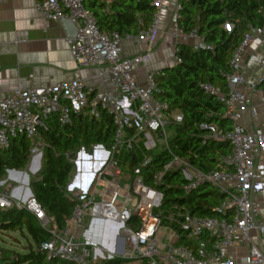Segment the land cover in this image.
Segmentation results:
<instances>
[{
    "label": "built area",
    "instance_id": "obj_1",
    "mask_svg": "<svg viewBox=\"0 0 264 264\" xmlns=\"http://www.w3.org/2000/svg\"><path fill=\"white\" fill-rule=\"evenodd\" d=\"M169 1L153 0L156 11L152 22L147 30H140L136 36L148 37L150 43L154 42L159 34L160 14ZM181 7L178 0L172 34L182 43L189 38H197L198 43L193 47L198 49L204 43L203 39L194 31L186 33L179 25ZM34 8L43 15L47 24L62 17L75 24L76 37L67 38V42L76 69L70 79L56 84L19 87L0 98V155L19 136L29 140L32 152L44 146L39 126L53 114H58L61 125H71L74 115L99 120L102 110L107 111L113 120V153L99 160L97 167H91L89 160L71 157V168L75 165L79 176L78 184L71 192L78 189L82 195L75 194L79 202L61 227L34 196L20 202L0 191V210L25 208L41 222L50 237L37 250L46 253L47 260L90 264L94 245L87 232L92 220L98 219L103 220L108 229L118 227L120 242L128 246L126 250H117L122 252L123 256H119L122 258L136 257L146 260L147 264H236L230 257V250L235 245L246 243L251 245L247 263L264 264V254L254 245L251 236L254 230L264 234V223L259 218L261 206L254 197L260 191L259 185L264 178V162L260 161L264 157V131L257 127L247 128L241 123L248 111L255 114L253 94L264 81V56L260 60L261 72L256 81H251L242 72L250 44L257 37L264 42V25L249 26L235 48L229 61L227 92L210 83L202 85L208 95L225 105L224 117L230 123L228 129L217 124H201V128L207 130L206 139L229 144L231 152L222 159L224 167L202 172L178 157L164 166V172L181 168L189 174L184 186L187 193L206 183L222 192L225 197L216 206V211L227 216L218 218L194 215L177 206L163 210V194L145 184L141 175V170L151 162L150 155H145L143 161L134 167L133 178L131 175L127 178L115 159L118 149L133 152L140 141L152 150L151 133L157 134L161 141L167 140V128L182 124L184 119L182 112L171 111L168 103L155 95L160 71L147 72L143 83L134 76L135 67L148 60L151 46L143 54L122 57V41L134 36L101 31L94 14L85 8L84 0H34ZM138 22L142 23L141 17ZM16 34L18 40L27 38L26 31H17ZM177 50L176 46L174 65L180 62ZM88 66L103 67L109 73L110 90L100 93L86 87L81 69ZM241 87L246 91H241ZM97 147L95 155L108 152L104 146ZM89 167L93 169L86 173ZM164 172L155 176L157 181L161 180ZM121 181H125L126 200L131 195L135 199L133 211L125 208L126 201L119 204ZM122 230H127L128 234L123 236ZM142 256L146 258L141 259Z\"/></svg>",
    "mask_w": 264,
    "mask_h": 264
},
{
    "label": "trees",
    "instance_id": "obj_2",
    "mask_svg": "<svg viewBox=\"0 0 264 264\" xmlns=\"http://www.w3.org/2000/svg\"><path fill=\"white\" fill-rule=\"evenodd\" d=\"M179 1L182 6L179 25L186 33L194 31L203 39L205 47L195 49L186 43L177 44L176 55L180 62L158 74L156 97L166 101L171 111L182 112L184 119L182 124L171 126L174 132L168 138V148L155 153L148 151L151 162L141 170V175L145 184L163 194L162 209L177 206L194 215L223 218L227 215L216 211V206L225 197L222 192L206 183L187 193L184 186L188 180L184 171L178 168L164 172V166L178 157L202 172L224 167L222 159L231 152L229 144L206 139L207 130L201 128V124H217L228 129L230 123L224 117L225 105L208 95L202 85L210 83L228 91L229 61L249 26L264 25V0ZM84 6L94 14L101 31L118 32L121 36H136L140 30H147L156 11L153 0H84ZM139 17L142 23L138 22ZM226 24L232 28L225 29ZM259 88H264V81ZM39 132L45 142L43 165L30 185L36 201L61 227L79 202V198L68 190L69 152L78 144L112 148L115 128L112 117L102 110L99 120L74 115L71 125L58 123L54 129L39 126ZM30 156L29 140L25 136L17 137L9 149L1 152L0 176L7 169L25 168ZM127 156L133 178L138 162L136 150L128 152ZM161 172H164L162 178L157 181L155 176ZM0 229L21 231L30 238L28 250L16 253L14 264H77L60 259L47 260L46 253L37 250L49 239L50 233L25 208L0 210ZM128 261L116 256L100 264H126Z\"/></svg>",
    "mask_w": 264,
    "mask_h": 264
},
{
    "label": "crops",
    "instance_id": "obj_3",
    "mask_svg": "<svg viewBox=\"0 0 264 264\" xmlns=\"http://www.w3.org/2000/svg\"><path fill=\"white\" fill-rule=\"evenodd\" d=\"M177 1L170 0L167 7L161 12L159 34L154 42L150 43L148 37L138 36L122 41L121 55L125 58L143 54L149 46L152 48L148 60L134 69V76L139 83L144 82L147 72L161 71L174 65L175 47L183 42L172 34ZM17 31H26L27 38L18 40ZM67 38L59 20L47 24L43 15L34 8V0L1 1L0 98L19 87L56 84L70 79L76 69V64L69 51ZM185 43L194 46L198 43V39L189 38ZM263 56L264 42L261 37H257L248 47L243 60L242 72L251 81H256L260 75V60ZM81 75L86 87L92 88L95 92L105 93L111 89L110 75L103 67H84L81 69ZM240 89L243 92L246 91L244 87ZM263 89L260 88L253 94L255 114L250 110L241 120V123L247 128L257 127L264 131ZM57 121L58 114H53L41 126L54 129ZM104 157L88 156L86 160L90 161L91 167H97L99 160ZM260 161L264 162V157ZM42 165L43 156H30V161L25 168L7 169L5 174L0 176V191L9 194L14 200L25 202L31 197L30 192L33 194L30 184L34 176L41 170ZM91 167L87 169L86 173L92 171ZM78 178L77 173L70 171L68 185L70 192L78 184ZM259 189L260 191L255 193L254 197L260 203L259 218L264 223V178L260 182ZM102 226H105V223ZM102 234V231L94 234L96 242L101 240ZM251 236L254 245L264 254V234L254 230L251 232ZM250 246L246 243L235 245L230 250V257L235 260L236 264H248L247 256Z\"/></svg>",
    "mask_w": 264,
    "mask_h": 264
},
{
    "label": "rangeland",
    "instance_id": "obj_4",
    "mask_svg": "<svg viewBox=\"0 0 264 264\" xmlns=\"http://www.w3.org/2000/svg\"><path fill=\"white\" fill-rule=\"evenodd\" d=\"M224 27L227 30H230L232 28L230 24H226ZM58 123L59 122L57 121V124ZM173 132H174V128L169 126L166 132L167 140H164V141L159 140V137L157 134L151 133L150 136H151V140L154 143V146L152 147L153 149L150 150V152L155 153V152H160L164 150L167 147L168 138H170L173 135ZM98 148L99 147H97L96 145L85 147L82 144H78L74 149H72L69 152V156H74L76 159L80 158L82 160H85L88 156H98V155H95L94 153V151ZM104 148H105V151H108V152L103 155L101 154L99 156H112V153H113L112 148H106L105 146ZM149 149L151 148H148L145 145V142L140 141V145L136 150L138 165L143 161L145 155L146 156L149 155L148 154ZM43 154H44V146H42L40 149L36 151H33L31 153V156H43ZM114 156H115V159L119 161V164L123 170V173L127 175V178H130L132 170L130 166L127 164V161H128L127 152L125 150L118 149V151L115 152ZM71 172L72 173L77 172L75 165H73V167L71 168ZM30 179H31V176H30ZM124 186H125V181H121L120 182L121 190H120L119 204L122 205L124 201H126L127 203L125 204V208L133 211L135 207V199L131 195V197L128 200H126ZM71 193L82 195L78 189H75ZM163 210H165V208H163ZM38 222L41 224L39 220ZM93 227L94 228H92L91 230V238H92L94 247H92L93 254L90 260V264H100L105 259H109V258L116 257V256L117 257L123 256L122 252L120 251L118 252L117 250H121V249L126 250L128 246H125L120 242L118 238V234H117V228H118L117 226H111L108 229L106 228V226H102L100 223L98 224L94 223ZM100 231L103 232L102 238L99 242H96L93 240V236L95 233L97 232L99 233ZM80 236L81 235L79 234V237ZM29 241H30V238L26 237V235H24V233H22L21 231H12V230H5V229L1 231L0 229V264L2 263L14 264V262L16 261V253L26 252L28 250L27 246H28ZM111 246L114 247L115 249L114 251L111 250ZM96 249L100 251L101 253H103L104 257H102L97 251H95ZM128 260L129 261L126 264H143V261H144V260H139L136 257L128 259Z\"/></svg>",
    "mask_w": 264,
    "mask_h": 264
},
{
    "label": "water",
    "instance_id": "obj_5",
    "mask_svg": "<svg viewBox=\"0 0 264 264\" xmlns=\"http://www.w3.org/2000/svg\"><path fill=\"white\" fill-rule=\"evenodd\" d=\"M59 22L62 25V27L64 28L65 33H66V35H67L68 38H75L76 37L77 29H76V26H75V24L73 22H71L69 19L64 18V17L60 18L59 19ZM201 47H205V44L202 43L201 44ZM168 67H170V66H168ZM100 146H102V145H100ZM71 157H73V156H71ZM185 176L187 177V180H189V177H190L189 174L185 173ZM30 196H33L32 192H30ZM94 223H97V224L100 223L101 225H103V220H98V219L92 220L89 231H91V229L95 227V226L93 227V224ZM88 234H89V232H88ZM121 234L123 236H125V235L128 234V232H127V230H122ZM93 240L96 241V238L93 237ZM111 250H113V247H111ZM96 251L99 252V254L102 257H104L103 256V253H101L98 250H96ZM145 258L146 257H144V256L141 257V259H145Z\"/></svg>",
    "mask_w": 264,
    "mask_h": 264
},
{
    "label": "bare ground",
    "instance_id": "obj_6",
    "mask_svg": "<svg viewBox=\"0 0 264 264\" xmlns=\"http://www.w3.org/2000/svg\"><path fill=\"white\" fill-rule=\"evenodd\" d=\"M81 168H84L83 166Z\"/></svg>",
    "mask_w": 264,
    "mask_h": 264
}]
</instances>
